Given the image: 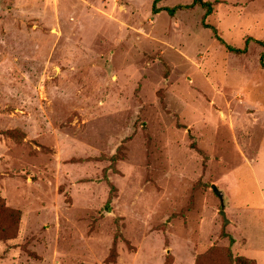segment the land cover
<instances>
[{
  "label": "rangeland",
  "instance_id": "1",
  "mask_svg": "<svg viewBox=\"0 0 264 264\" xmlns=\"http://www.w3.org/2000/svg\"><path fill=\"white\" fill-rule=\"evenodd\" d=\"M202 1L264 44V0ZM151 3L0 0V264H264V49Z\"/></svg>",
  "mask_w": 264,
  "mask_h": 264
},
{
  "label": "trees",
  "instance_id": "2",
  "mask_svg": "<svg viewBox=\"0 0 264 264\" xmlns=\"http://www.w3.org/2000/svg\"><path fill=\"white\" fill-rule=\"evenodd\" d=\"M158 1H160V0H152V3H151V11H152V13H157V12L163 11L169 17H172L176 11L190 9V8H192L194 6H198L201 9H203V14H202V18H201V25L205 29L210 30L213 39L215 41H217L219 44H221L222 46H224L225 50L228 53H233L235 55L243 54L245 52L246 46H247V44L249 42H253V43L257 44V45H260L264 49V44H262L261 42L256 41V40H252L251 38H246L244 40V44H243V47L241 49H236V48H232V47H230L228 45H225L222 42V40L217 36L216 30L213 27L203 24V19H205V17H207L211 13L212 5H213V3H211V2L202 1V0H192L190 2V4H188V5H175V6L170 7V8H167V7H165V8H156L155 5H156V3ZM263 57H264V52L259 57V65L264 68V64H263V61H262ZM11 213L14 214L15 217L17 216L16 212L12 211ZM217 255L218 254H217V250L216 249H210L208 252H206L203 255V258L212 259V258H215ZM221 255H224V258L228 259L229 261H231L232 264H255L252 260L244 258V257H241V256L231 257V254H230L229 251H225V252L221 253Z\"/></svg>",
  "mask_w": 264,
  "mask_h": 264
},
{
  "label": "water",
  "instance_id": "3",
  "mask_svg": "<svg viewBox=\"0 0 264 264\" xmlns=\"http://www.w3.org/2000/svg\"><path fill=\"white\" fill-rule=\"evenodd\" d=\"M211 192L217 197L220 203L221 210L219 211V216L223 219V223L226 224L227 220L224 219V212H223V205H222V195L221 193L215 188V186L210 185Z\"/></svg>",
  "mask_w": 264,
  "mask_h": 264
}]
</instances>
